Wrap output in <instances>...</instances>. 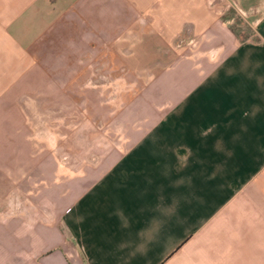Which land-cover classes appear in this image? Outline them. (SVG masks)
I'll list each match as a JSON object with an SVG mask.
<instances>
[{
	"label": "crops",
	"instance_id": "crops-1",
	"mask_svg": "<svg viewBox=\"0 0 264 264\" xmlns=\"http://www.w3.org/2000/svg\"><path fill=\"white\" fill-rule=\"evenodd\" d=\"M62 102L120 129L30 191ZM0 264H264V0H0Z\"/></svg>",
	"mask_w": 264,
	"mask_h": 264
},
{
	"label": "rangeland",
	"instance_id": "rangeland-1",
	"mask_svg": "<svg viewBox=\"0 0 264 264\" xmlns=\"http://www.w3.org/2000/svg\"><path fill=\"white\" fill-rule=\"evenodd\" d=\"M231 13L233 16L231 26L239 31L240 39L247 37L253 29V23L245 22V16L238 15L235 10ZM141 88L143 86L110 84L104 85L103 90L110 96L109 104L115 106L122 93L134 94ZM98 89L100 91V87ZM34 115L33 121L37 129H26V141L30 144L32 157L41 163V178L28 185L30 191L36 192L48 189L52 185L63 184L65 164L79 158L81 148L86 143L111 141L112 130L120 129L114 123L110 125L108 122L89 118L86 109L79 102L58 103L56 111H41ZM86 122L90 125H86ZM49 175L52 179L48 178Z\"/></svg>",
	"mask_w": 264,
	"mask_h": 264
}]
</instances>
